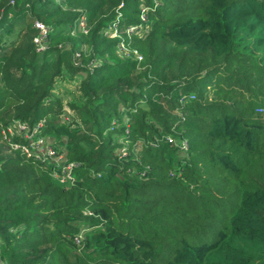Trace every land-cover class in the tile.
<instances>
[{
  "label": "trees",
  "instance_id": "1",
  "mask_svg": "<svg viewBox=\"0 0 264 264\" xmlns=\"http://www.w3.org/2000/svg\"><path fill=\"white\" fill-rule=\"evenodd\" d=\"M17 121L80 163L73 186L9 147ZM0 254L264 264V0H0Z\"/></svg>",
  "mask_w": 264,
  "mask_h": 264
},
{
  "label": "built area",
  "instance_id": "2",
  "mask_svg": "<svg viewBox=\"0 0 264 264\" xmlns=\"http://www.w3.org/2000/svg\"><path fill=\"white\" fill-rule=\"evenodd\" d=\"M148 19L147 8L143 7L140 14V20L138 23H133L126 28V33L129 37L133 35H144L148 31L146 25ZM35 26L38 29V34L34 38L37 44L38 50H43L46 47V41L49 34V28L41 23L35 22ZM89 27L87 25V20L83 16L75 24L72 33L77 34L79 32L88 33ZM111 35L121 38L118 44V51L124 57H130L132 55V50L126 45L122 39L121 32L117 25L110 30ZM136 58L142 59V56L138 54L137 51L134 52ZM79 56V54H77ZM42 124H38L35 128L31 129L26 123L17 121L12 125L8 126L3 131V139L9 145L11 149L19 150L22 154L33 157L36 160L42 162H51L55 164L52 175L60 183L66 187L73 186L76 183L77 176L75 170L80 166V163L75 161H67L63 152L59 151L57 146L52 143L47 137L39 133V128ZM19 136L20 139L16 140L15 137ZM187 142H183V147H187ZM122 155H126L127 151L123 148L121 149ZM58 166V169H57ZM82 235L77 237V243H80ZM0 264H3L1 254H0Z\"/></svg>",
  "mask_w": 264,
  "mask_h": 264
},
{
  "label": "rangeland",
  "instance_id": "3",
  "mask_svg": "<svg viewBox=\"0 0 264 264\" xmlns=\"http://www.w3.org/2000/svg\"><path fill=\"white\" fill-rule=\"evenodd\" d=\"M60 87L63 89L64 95H62V97L65 100V102H67V100L73 99V96H74L73 91H75L77 89L76 83L74 85L67 84L66 86L61 84ZM67 118H68V116H67Z\"/></svg>",
  "mask_w": 264,
  "mask_h": 264
}]
</instances>
